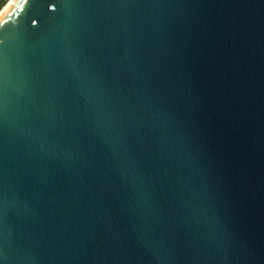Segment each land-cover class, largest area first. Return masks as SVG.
<instances>
[{
    "label": "water",
    "instance_id": "water-1",
    "mask_svg": "<svg viewBox=\"0 0 264 264\" xmlns=\"http://www.w3.org/2000/svg\"><path fill=\"white\" fill-rule=\"evenodd\" d=\"M0 264H264V0H12Z\"/></svg>",
    "mask_w": 264,
    "mask_h": 264
},
{
    "label": "bare ground",
    "instance_id": "bare-ground-1",
    "mask_svg": "<svg viewBox=\"0 0 264 264\" xmlns=\"http://www.w3.org/2000/svg\"><path fill=\"white\" fill-rule=\"evenodd\" d=\"M12 0H9L5 6L0 10V16L5 12V10L9 7V5L11 4Z\"/></svg>",
    "mask_w": 264,
    "mask_h": 264
},
{
    "label": "trees",
    "instance_id": "trees-1",
    "mask_svg": "<svg viewBox=\"0 0 264 264\" xmlns=\"http://www.w3.org/2000/svg\"><path fill=\"white\" fill-rule=\"evenodd\" d=\"M9 0H0V10L5 6Z\"/></svg>",
    "mask_w": 264,
    "mask_h": 264
}]
</instances>
